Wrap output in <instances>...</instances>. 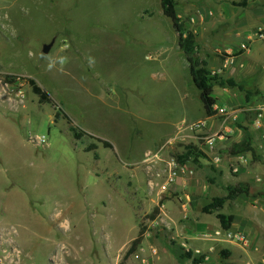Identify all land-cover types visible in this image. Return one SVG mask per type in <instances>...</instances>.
<instances>
[{
	"label": "rangeland",
	"instance_id": "374dc122",
	"mask_svg": "<svg viewBox=\"0 0 264 264\" xmlns=\"http://www.w3.org/2000/svg\"><path fill=\"white\" fill-rule=\"evenodd\" d=\"M243 1L174 0V21L164 0H0V93L25 95L0 108V264L264 262V234L237 243L213 229L216 213L202 218L210 229L193 221L202 205L180 213L187 196L213 200L249 184L221 213L248 228L264 221V157L239 168L219 140L222 109L239 113L233 127L244 134L264 104V0ZM190 60L236 84L215 87L212 117ZM63 114L92 138L75 142ZM91 144L98 150L86 153Z\"/></svg>",
	"mask_w": 264,
	"mask_h": 264
},
{
	"label": "trees",
	"instance_id": "16d2710c",
	"mask_svg": "<svg viewBox=\"0 0 264 264\" xmlns=\"http://www.w3.org/2000/svg\"><path fill=\"white\" fill-rule=\"evenodd\" d=\"M246 1L244 0L241 6H246ZM174 0H164L165 8L170 7V15L176 21V16L173 9ZM174 29L181 36H184V31L181 29L177 22L174 23ZM183 50L187 54L191 55L195 50V37L192 33H188V36L185 38L183 42ZM192 74L194 76V86L199 94V100L203 105L205 111L207 112L209 117H212L216 114L215 106L217 105V99L214 97V89L216 86L225 87L229 85L230 87H236V84L232 81H225L217 76H212V73L208 70V65L205 61H194L190 60ZM30 85L33 89V93L40 98V102L42 104L52 105L54 101L52 100L51 95L44 91L34 80L30 81ZM247 99H249V93H247ZM63 119L67 120L69 125V131L72 133V137L75 142H81L86 138H92V136L76 125L73 124L72 120L67 116V114H63ZM60 116L57 115V120H61ZM98 143L103 144L106 149H112V145L109 142L102 141L99 139H95ZM97 144H91L86 148V153H92L98 150ZM190 150H193L190 148ZM254 153L252 147L251 136L245 130L243 134V139L241 142L234 144L230 149L227 150V153L231 156H240L245 153ZM193 155L192 151H189L187 155H185L180 160V164L184 161L188 160ZM227 196L225 197H217L212 200V202L206 205L203 208V213L212 215L217 214V219L220 222L221 228L224 231H230L233 223L234 217L231 215H226L221 213L224 209L227 202L232 201L240 197L241 195H247L250 192V186L248 184H240L238 186H229L227 188ZM134 243H140L139 240H136ZM196 263V262H195ZM200 264L201 262H197Z\"/></svg>",
	"mask_w": 264,
	"mask_h": 264
},
{
	"label": "crops",
	"instance_id": "0c3cea01",
	"mask_svg": "<svg viewBox=\"0 0 264 264\" xmlns=\"http://www.w3.org/2000/svg\"><path fill=\"white\" fill-rule=\"evenodd\" d=\"M262 106H264V104L261 105V106H258L257 108H255V110L258 109V108H260V107H262ZM234 130H235L234 135L233 136H227L228 139L226 138V143H231L232 146L234 144H236V143L241 142L242 139H243V133L240 132L239 130H236V129H234ZM249 135L251 136L252 147H253L254 153L251 152V153H245V154H248V155L242 154L240 156H233V159L232 160L234 162H237L239 164V165H237V166H239V168H241V166H243V165H247V164L253 162V157L252 156L255 153H257V155H259L261 158L264 157V143L262 142L260 132L258 130H256L255 128L252 127L251 130H250V132H249ZM232 146H230V148ZM190 189H192V191H194L193 190L194 189L193 187L190 188ZM204 190H206V192H207V188H204ZM186 198H187V200H186V203L184 204L185 209H184L183 212H180L181 215H186V217H191L189 215V213H190L189 212V209L190 210L191 209L194 210V207L195 206H200V205H202V208H204L206 205H208V204H210L212 202V200H209L207 197H205L206 200L202 201V199H204V198L195 197L194 195H191L189 197L187 196ZM215 198H217V197H215ZM168 210H169V207L167 205H162V212H164V213L167 214L168 213ZM208 217H213V214L212 215H208V214H204L203 213L202 216L199 214V215L196 216V218H192V219H193L194 222L197 223V225H199V227L201 229H206V228H209L210 229V228H212L210 226V224L206 221V219L205 220L202 219V218H208ZM260 220H262V222H264L263 221V218L260 216V218H257L258 224L253 223L252 227L251 228H248V226H246L243 222L242 223L238 222L237 217H234V223H233V226H232V228H231L230 231H224L221 228L220 222L218 220L219 225H217L215 228L213 227V229L215 230V229H218L219 228L220 231L224 232V235L225 236H226V232H231V233L238 232V233L247 234L250 237V234H252L253 231H255V233H256L255 236L256 235L257 236H259V235L261 236V235L264 234V227H262V224L259 223ZM263 245H264V241H263ZM259 262L261 264H264V262H262V261H259Z\"/></svg>",
	"mask_w": 264,
	"mask_h": 264
},
{
	"label": "built area",
	"instance_id": "2783aa9c",
	"mask_svg": "<svg viewBox=\"0 0 264 264\" xmlns=\"http://www.w3.org/2000/svg\"><path fill=\"white\" fill-rule=\"evenodd\" d=\"M25 99V95L23 94L22 91H19V93L15 96V97H10L8 100H5L1 93H0V108H5V107H10V110H14L18 107H20L21 105H23V101ZM257 112V118L254 122V126L253 128H255L256 130H258L261 134V139L262 142L264 143V106L258 108L256 110ZM221 117L223 119V124H222V132L221 135L219 136V140H224L227 136H233L234 135V127H233V122H235L239 116L238 112H234V111H229L226 109H222L221 110ZM198 128H201V126H197ZM219 135V134H218ZM216 140V136L209 138V143L208 145L214 146ZM34 143H36L37 146H45L48 144V141L45 137H35L33 138ZM221 163V158L219 156H217L215 158V164L219 165ZM173 174V173H172ZM174 178L173 176L170 177V181L169 183L173 182ZM169 184H166L164 186V190L167 189V186ZM226 236L227 238H229L230 241L233 242H240V243H246L247 240L245 239V237L243 236L242 233H231V232H226Z\"/></svg>",
	"mask_w": 264,
	"mask_h": 264
},
{
	"label": "water",
	"instance_id": "95a60500",
	"mask_svg": "<svg viewBox=\"0 0 264 264\" xmlns=\"http://www.w3.org/2000/svg\"><path fill=\"white\" fill-rule=\"evenodd\" d=\"M54 43H51V44H48V45H44V48H43V53L45 55H48L53 47Z\"/></svg>",
	"mask_w": 264,
	"mask_h": 264
},
{
	"label": "bare ground",
	"instance_id": "6f19581e",
	"mask_svg": "<svg viewBox=\"0 0 264 264\" xmlns=\"http://www.w3.org/2000/svg\"><path fill=\"white\" fill-rule=\"evenodd\" d=\"M65 226H66V224H61V228H62V227H65Z\"/></svg>",
	"mask_w": 264,
	"mask_h": 264
}]
</instances>
